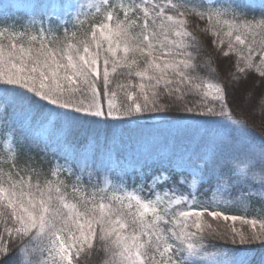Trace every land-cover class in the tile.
Listing matches in <instances>:
<instances>
[{
	"label": "snow or ice",
	"instance_id": "1",
	"mask_svg": "<svg viewBox=\"0 0 264 264\" xmlns=\"http://www.w3.org/2000/svg\"><path fill=\"white\" fill-rule=\"evenodd\" d=\"M0 264H264V0H0Z\"/></svg>",
	"mask_w": 264,
	"mask_h": 264
},
{
	"label": "trees",
	"instance_id": "2",
	"mask_svg": "<svg viewBox=\"0 0 264 264\" xmlns=\"http://www.w3.org/2000/svg\"><path fill=\"white\" fill-rule=\"evenodd\" d=\"M4 3H8L10 2V0H3ZM259 122H257V125H258ZM209 220H211V218H209ZM213 223V226H217L218 222H215V221H212Z\"/></svg>",
	"mask_w": 264,
	"mask_h": 264
},
{
	"label": "bare ground",
	"instance_id": "3",
	"mask_svg": "<svg viewBox=\"0 0 264 264\" xmlns=\"http://www.w3.org/2000/svg\"><path fill=\"white\" fill-rule=\"evenodd\" d=\"M258 122V121H257Z\"/></svg>",
	"mask_w": 264,
	"mask_h": 264
}]
</instances>
